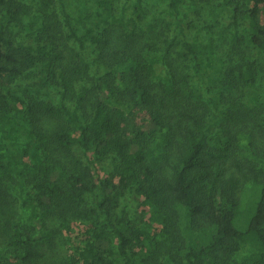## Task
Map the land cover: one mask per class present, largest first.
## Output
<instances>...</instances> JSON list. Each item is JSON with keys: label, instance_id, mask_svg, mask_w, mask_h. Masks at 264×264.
I'll use <instances>...</instances> for the list:
<instances>
[{"label": "trees", "instance_id": "1", "mask_svg": "<svg viewBox=\"0 0 264 264\" xmlns=\"http://www.w3.org/2000/svg\"><path fill=\"white\" fill-rule=\"evenodd\" d=\"M155 1L125 0L116 18L101 0L109 14L95 31L79 26L68 0H37V11L0 0V225L11 230L0 264H49L53 218L91 223L69 237L70 264H114V255L125 264H264V148L244 129L252 123L241 91L256 88V103L264 100V0H226L230 21L218 29L215 0H165L161 25ZM31 14L38 44H16L12 19ZM213 80L220 90L204 92ZM46 86L61 103L37 96ZM138 110L148 117L138 121ZM241 137L246 159L232 157ZM228 157L238 174H227ZM130 193L150 207L151 229L127 216ZM242 248L240 262L223 255Z\"/></svg>", "mask_w": 264, "mask_h": 264}, {"label": "rangeland", "instance_id": "2", "mask_svg": "<svg viewBox=\"0 0 264 264\" xmlns=\"http://www.w3.org/2000/svg\"><path fill=\"white\" fill-rule=\"evenodd\" d=\"M26 3H29L31 5L32 10L37 11L39 4L37 0H20ZM113 5H115L114 11L117 12L116 18L120 17L121 14L118 13V9L122 6L123 2L125 0H111ZM215 2L219 5V11L220 14L218 15V23L216 25V28L223 27L226 23L230 21V15L229 12H227L228 4L226 3V0H215ZM68 7L74 14L75 20L78 22L79 26H82L83 23H85L86 26L94 27L95 31L101 30L106 25V19L104 20V17L107 18L109 14V10L104 8L101 5V0H68ZM166 1L165 0H159L155 1L153 4L152 12L153 15L152 19L157 23V25H161L165 22V19L168 18L167 12L165 11L166 8ZM209 12V10H206ZM204 20L205 18H208V15H203ZM262 19L264 20V12L261 15ZM112 24L118 23L116 21L117 19L114 18V15L112 16ZM12 19V18H11ZM39 19H37L35 16L31 15H24L22 16L21 20L15 19L13 21L12 19V27L16 28L15 32V42L16 44L20 43H27L28 45H34L37 46V38L36 35V26ZM199 21V20H198ZM218 29V28H217ZM83 32V31H82ZM229 36V32L225 31V35ZM156 60L153 62L154 67V76L159 79H165L166 78V68L163 67L161 64V61L157 56ZM263 68H264V61H263ZM211 71V69H210ZM263 73L264 77V70L261 71ZM2 81V78L0 77V82ZM34 86H40L43 81L44 77L35 76L32 77L30 80ZM209 83H211L209 81ZM260 90L262 95L264 94V78L261 79L260 82ZM202 88H204V92H209L213 90L214 92H218L220 90L219 84L216 80H213V82L210 85H204L202 84ZM223 90L227 94H235L233 97L236 96L237 91L234 89L232 92L230 90L223 88ZM244 94L245 98V118H248V121L252 123L251 127H244V129L248 132H252L254 134V141L257 144L258 151H262L264 148V100L262 102H257V94H256V88H247L241 90ZM240 91V92H241ZM239 92V93H240ZM38 97L45 98V99H51L55 102L61 103V94L59 91L54 88L53 86H46L43 87V91L40 95L37 94ZM247 98H253V102H249ZM264 99V95L262 97ZM238 102H241L238 101ZM137 120L141 121L145 117H148L147 112L145 110H138L136 112ZM256 118V119H254ZM6 125V123L4 122ZM4 124H1L0 121V134L5 126ZM218 126V123L217 125ZM19 129L15 132L16 137L19 138L20 141H24L28 137V130L21 128L20 126H17ZM249 128L252 130H249ZM246 138L241 137L240 139H236L234 150L232 153V157H238L246 159L248 155V147L246 145ZM151 148H154V153H159L158 147H156V142L151 143ZM8 154L9 156L13 157L17 163H19L22 159L21 151L17 150V148L12 144H8L7 146ZM153 151V150H152ZM152 151L150 153V158L152 157ZM225 165L227 167V174H230L232 172H235L238 174L237 167L233 165V161L231 157H228L225 159ZM108 169L113 168V163H110L108 165ZM93 172L97 176L106 177L108 175V171H104V167L100 163H92ZM129 198L126 200V209H127V216L131 219L132 223L139 224V225H147V228L151 229L153 224L152 221L149 218V211L150 207L147 205H144L142 203L143 197L139 198L133 193H130L128 196ZM15 204V203H14ZM15 207V206H14ZM18 208V205L16 206V209ZM13 210L10 209L8 211V216H10ZM7 216V217H8ZM91 225V223H84L77 219H71L65 226L62 225V222L59 219L53 218L51 223L49 224V227L52 228L54 231V236L49 239L48 242H45L43 245L45 256L43 257V261L49 264H70L72 261L73 255V249L71 247V243L69 240L70 236H73L75 231L79 229H85L87 226ZM154 227V226H153ZM11 230L9 228H4L2 225H0V242L5 243V241L9 238ZM247 249L242 248L240 251H228L227 253H223V255L226 257V259H229L231 261L240 262L244 259L245 255H247ZM114 260V264H125L124 260L121 259V257L118 256H111Z\"/></svg>", "mask_w": 264, "mask_h": 264}]
</instances>
